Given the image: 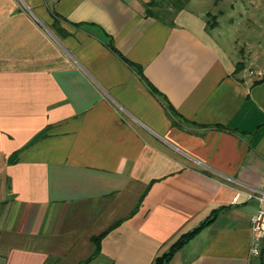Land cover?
<instances>
[{"label":"crops","instance_id":"obj_1","mask_svg":"<svg viewBox=\"0 0 264 264\" xmlns=\"http://www.w3.org/2000/svg\"><path fill=\"white\" fill-rule=\"evenodd\" d=\"M211 12L0 0V264H155L204 223L168 264H264V64Z\"/></svg>","mask_w":264,"mask_h":264},{"label":"rangeland","instance_id":"obj_2","mask_svg":"<svg viewBox=\"0 0 264 264\" xmlns=\"http://www.w3.org/2000/svg\"><path fill=\"white\" fill-rule=\"evenodd\" d=\"M151 9L158 11L161 18L171 19L180 9L194 12L199 16L212 10L208 15L206 32L219 37L228 51L238 54L245 49L260 58L264 64V0H148ZM220 10V11H219ZM215 13V14H212ZM219 18V23L217 19ZM219 26L216 28V25ZM216 28V29H214ZM215 33V34H214Z\"/></svg>","mask_w":264,"mask_h":264},{"label":"built area","instance_id":"obj_3","mask_svg":"<svg viewBox=\"0 0 264 264\" xmlns=\"http://www.w3.org/2000/svg\"><path fill=\"white\" fill-rule=\"evenodd\" d=\"M253 241L251 255L259 256L264 245V209H258L252 215Z\"/></svg>","mask_w":264,"mask_h":264},{"label":"trees","instance_id":"obj_4","mask_svg":"<svg viewBox=\"0 0 264 264\" xmlns=\"http://www.w3.org/2000/svg\"><path fill=\"white\" fill-rule=\"evenodd\" d=\"M180 4H182V5L180 6V8H182L183 5H184V3H180ZM152 5H153V4H152L151 2H148V12H150V13L156 15L157 17H160V15L158 14V11H155V10L151 9V6H152ZM180 8H178V9H180ZM162 19H164V18H162ZM238 69H239V67H238ZM204 224H205V223H204ZM204 224H202V225H200L199 227H196V228H194L193 230L189 231L188 233L182 235V237H181V238H180L175 244H173L172 247H171L167 252H165L164 254H162L161 256H159V257L157 258L155 264H168V262H169L171 256H172L173 253L175 252V250H176L178 247H180L182 244L186 243V242H187V241H188V240H189V239H190V238H191L196 232H198V230H199L200 228H202V226H203ZM100 249H101V244H100V237H99V238H97V251H96V253H98V252L100 251ZM261 253H262V252H261ZM86 262H87V261H86ZM84 263H85V262H84Z\"/></svg>","mask_w":264,"mask_h":264}]
</instances>
